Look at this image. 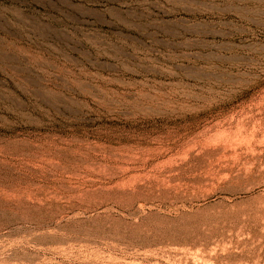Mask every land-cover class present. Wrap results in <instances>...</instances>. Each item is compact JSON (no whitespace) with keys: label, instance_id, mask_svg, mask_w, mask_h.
Instances as JSON below:
<instances>
[{"label":"rangeland","instance_id":"rangeland-1","mask_svg":"<svg viewBox=\"0 0 264 264\" xmlns=\"http://www.w3.org/2000/svg\"><path fill=\"white\" fill-rule=\"evenodd\" d=\"M0 264H264V0H0Z\"/></svg>","mask_w":264,"mask_h":264}]
</instances>
